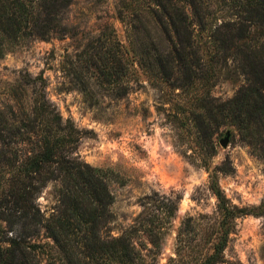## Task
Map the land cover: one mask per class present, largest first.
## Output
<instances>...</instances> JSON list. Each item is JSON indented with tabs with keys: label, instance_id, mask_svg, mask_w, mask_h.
Returning a JSON list of instances; mask_svg holds the SVG:
<instances>
[{
	"label": "trees",
	"instance_id": "16d2710c",
	"mask_svg": "<svg viewBox=\"0 0 264 264\" xmlns=\"http://www.w3.org/2000/svg\"><path fill=\"white\" fill-rule=\"evenodd\" d=\"M72 1L0 0V56L30 37L65 33L63 12ZM147 14L162 39L137 49L138 64L161 88L186 98L177 119L202 142L200 163L208 167L213 136L226 125L264 160V0H149ZM105 27L109 34L102 32L72 64L82 88L83 71L103 84L129 72L126 50ZM222 80L238 85L226 98L212 94ZM43 81L21 73L10 85L15 105L0 107V264H157L180 195L144 194L143 209L114 233L109 181L118 173L75 153L81 129L47 98ZM232 168L227 159L212 167L215 208L182 218L164 264L225 261L237 218L264 211L263 201L240 205L225 194L218 173ZM48 183L54 202L45 212L37 197Z\"/></svg>",
	"mask_w": 264,
	"mask_h": 264
},
{
	"label": "rangeland",
	"instance_id": "374dc122",
	"mask_svg": "<svg viewBox=\"0 0 264 264\" xmlns=\"http://www.w3.org/2000/svg\"><path fill=\"white\" fill-rule=\"evenodd\" d=\"M148 7L149 0H73L63 12L65 33L46 39L30 37L0 56V107L15 105L10 85L21 73L41 75L47 98L81 129L75 153L118 173L116 180L109 181L114 233L143 209L139 199L144 194L180 195L158 256L157 264H164L172 254L182 218L215 208L216 196L208 185L212 167L224 159L231 162L232 171L218 173V183L231 201L257 205L264 202V160L233 125H226L213 136L216 153L208 157V167L200 163L202 142H196L177 119L182 117L186 98L161 88L138 64L137 49L162 39L147 14ZM119 9H125L124 20L118 17ZM106 24L113 28L110 37L126 50L129 72L113 84H103L90 71H83L87 86L82 88L79 79H72V64L102 32L109 34ZM237 86V82L222 80L212 87V94L226 98ZM124 89L127 91L120 94ZM52 187L48 183L37 197L45 212L54 202ZM218 264H264V211L237 218L225 261Z\"/></svg>",
	"mask_w": 264,
	"mask_h": 264
},
{
	"label": "water",
	"instance_id": "95a60500",
	"mask_svg": "<svg viewBox=\"0 0 264 264\" xmlns=\"http://www.w3.org/2000/svg\"><path fill=\"white\" fill-rule=\"evenodd\" d=\"M226 141H222L223 144H225Z\"/></svg>",
	"mask_w": 264,
	"mask_h": 264
}]
</instances>
